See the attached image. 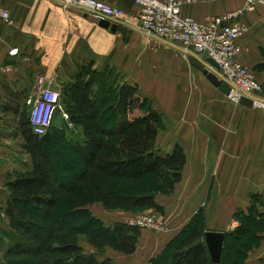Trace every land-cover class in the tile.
Returning a JSON list of instances; mask_svg holds the SVG:
<instances>
[{
	"label": "crops",
	"instance_id": "0c3cea01",
	"mask_svg": "<svg viewBox=\"0 0 264 264\" xmlns=\"http://www.w3.org/2000/svg\"><path fill=\"white\" fill-rule=\"evenodd\" d=\"M103 1L123 9L128 19L139 11L134 0ZM247 2L195 0L184 2L182 13L203 21L242 10ZM0 5L11 16L10 22L0 19V238L11 229L5 214L7 183L29 161L19 125L29 109L27 98L37 96L41 76L62 91L82 67L96 75L111 69L122 81L138 85L161 115L155 151L167 155L180 145L186 155L174 193L155 197L164 208L160 214L169 212V231L140 228L132 254L110 246L102 250L88 241L80 244L85 253L98 260L109 257L114 264H151L154 257L170 251L202 202L209 203V220H226L206 231L226 232L235 211L248 208L254 195H264V110L230 102L204 74L206 64L199 54L130 26L129 21L112 32L79 7L59 0H0ZM241 19L246 32L239 39V60L253 70L262 61L264 3L243 10ZM14 48L18 52L11 54ZM255 73L263 82L264 72ZM100 209L93 216L108 227L129 224L133 217L131 211L113 214ZM243 264H264V246Z\"/></svg>",
	"mask_w": 264,
	"mask_h": 264
},
{
	"label": "trees",
	"instance_id": "16d2710c",
	"mask_svg": "<svg viewBox=\"0 0 264 264\" xmlns=\"http://www.w3.org/2000/svg\"><path fill=\"white\" fill-rule=\"evenodd\" d=\"M260 52L262 61L254 65V73L264 72V46ZM262 84L264 88V81ZM61 101L69 121L82 132V139L71 147L74 163L55 147L56 136L63 133L50 127L44 135L35 134L28 112L23 114L19 125L29 161L7 183L5 214L11 229L0 238V250L7 246L0 264H114L109 257L98 260L95 254L85 253L79 236H86V241L99 249L110 246L132 254L140 228L124 222L108 227L93 215L82 223L90 212L88 206L99 201L110 209L144 207L164 213L154 189L145 188L148 177L165 174L166 192L182 178L184 150L176 145L167 155L155 151L161 115L140 94L138 85L122 81L111 69L96 75L82 67L62 89ZM111 180L135 182L140 189L121 193L114 187L117 182ZM84 185L96 190V199L86 196ZM205 233L200 221L193 219L175 237L170 251L154 257L151 264H215ZM225 234L219 264H243L241 258H246L250 248V219ZM256 235L261 242L263 236Z\"/></svg>",
	"mask_w": 264,
	"mask_h": 264
},
{
	"label": "built area",
	"instance_id": "2783aa9c",
	"mask_svg": "<svg viewBox=\"0 0 264 264\" xmlns=\"http://www.w3.org/2000/svg\"><path fill=\"white\" fill-rule=\"evenodd\" d=\"M59 1L65 6L79 7L81 11L99 21L109 20L119 25L129 21L130 26L177 43L186 51L199 54L206 64V69L216 70L218 78L230 86L228 98L235 104H240V99L247 97L253 100V107L264 110V98L261 97L263 84L254 71L239 60V39L246 32V26L241 19L242 12L253 9L257 3H264V0H248L242 10L210 16L203 21L182 13V4L195 0H134L139 11L129 19L123 9L107 1ZM0 19L4 22L11 21L9 10L1 5ZM17 52V48L10 51L11 54ZM208 58L214 59L219 68L213 67L207 61ZM38 82L40 87L37 96L27 98L28 117L32 131L44 135L52 126L56 112L65 119L69 116L61 101V90L53 87L52 80L46 81L41 76ZM164 223H157L153 218L142 216L129 220L130 226L155 230L166 227Z\"/></svg>",
	"mask_w": 264,
	"mask_h": 264
},
{
	"label": "rangeland",
	"instance_id": "374dc122",
	"mask_svg": "<svg viewBox=\"0 0 264 264\" xmlns=\"http://www.w3.org/2000/svg\"><path fill=\"white\" fill-rule=\"evenodd\" d=\"M261 97L264 98V88H263ZM228 100L230 102H233L230 98H228ZM233 104H235V103L233 102ZM68 120H69V118H68ZM68 120H63L60 116V113L56 112L55 117H54V121H53V124H52L50 130L51 131L57 130L60 133H63V135L56 136L55 147L57 150L60 149L62 156H64L68 160H70V162H73L72 158H71V156H72L71 147H72V144L79 143L78 141L82 139V132L80 129L73 126V124L70 123V121H68ZM112 121H113V119H112ZM53 152L55 153L54 150H53ZM165 178H166L165 174L157 175L155 178L148 177L147 182L145 184V188L154 189V191L152 192L154 197L161 196V195H165V196L171 195L172 193H174L175 186L178 182L175 183L174 188L170 192H166L165 188H164ZM115 182H117V183L114 187L116 188L117 191H119L121 193H125V194L126 193H133V192L136 193L140 189L139 185H137V183H135V182L122 181L120 183L118 181L111 180V183L115 184ZM83 190L86 192V196L91 197L92 199H96V197H95L96 190L94 188H92L89 185H84ZM124 204H126L127 206H130L129 202H125ZM101 206H103V208H105L108 212H112L113 214L118 213V211H123V212H130L131 211L133 213V217L130 220H132L133 218H138V217L142 216V217H149L151 219L153 218L157 223H162V221H164L165 222L164 224L166 225V227H164L162 229L155 230L152 228L144 227V228L150 229L154 232H160V233L162 232L163 233V232H167L171 229L170 228L171 227V220H169V218L168 219L166 218L169 216L168 211H167L166 215H163V214H160L159 212H157L153 208L139 207V208L125 209V208L118 207V208L110 209V208H106L99 201L94 202L93 204H91L88 207L90 212L87 214V216L84 215L85 216L84 220H82L81 222L85 223L87 221V219L89 218L88 216L93 215V211L98 212ZM208 207H209L208 202H202V204L198 208L197 212L193 215V217L191 219V221L194 219L195 222L200 221V227L203 231H206L208 226L209 227L213 226V223L226 221L224 219L209 220L207 218V208ZM259 212L263 213V215H260ZM246 218L250 219V225H251V230H252L251 235L252 236L251 235H250L251 237L249 236V239L247 242L248 245L250 246V248L247 250L248 255L245 256L246 257L245 259L241 258L243 260V263L246 262L247 258L251 255V253H253L256 250H259L262 246H264V195H261V194H258L256 196L254 195V201H252L250 203L248 208L239 209V210L235 211L234 217L231 220H227V221H229V224L231 227L230 230H233L234 228L238 227L241 224L242 220H244ZM193 224H195V223L193 222ZM256 234H261L263 236V239L261 242L258 241L259 237H257L258 235H256ZM79 238H80L79 243L86 245V242H87L86 236L80 235ZM255 242L259 243V244L256 245ZM1 257H2V254L0 255V258ZM240 257H241V255H240ZM230 263L231 262H229V264Z\"/></svg>",
	"mask_w": 264,
	"mask_h": 264
},
{
	"label": "water",
	"instance_id": "95a60500",
	"mask_svg": "<svg viewBox=\"0 0 264 264\" xmlns=\"http://www.w3.org/2000/svg\"><path fill=\"white\" fill-rule=\"evenodd\" d=\"M99 25L104 28H109L112 32H116L119 27L118 23H111L109 20H100ZM207 61L216 69L219 68L214 59L208 58ZM204 74L221 92L226 95L230 93V86L218 78L216 70L205 69ZM240 104L247 107L254 106L253 100L247 97H242ZM225 235L223 231H206L205 233L204 240L214 263L221 262Z\"/></svg>",
	"mask_w": 264,
	"mask_h": 264
}]
</instances>
